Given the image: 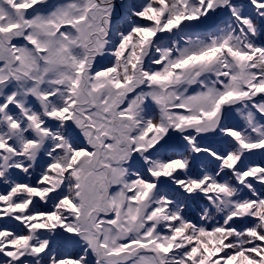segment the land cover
Returning a JSON list of instances; mask_svg holds the SVG:
<instances>
[{"label":"snow or ice","instance_id":"1","mask_svg":"<svg viewBox=\"0 0 264 264\" xmlns=\"http://www.w3.org/2000/svg\"><path fill=\"white\" fill-rule=\"evenodd\" d=\"M0 264H264V0H0Z\"/></svg>","mask_w":264,"mask_h":264},{"label":"trees","instance_id":"2","mask_svg":"<svg viewBox=\"0 0 264 264\" xmlns=\"http://www.w3.org/2000/svg\"><path fill=\"white\" fill-rule=\"evenodd\" d=\"M187 214H188V216H189L190 218H194V217H198V216H199V215H197V214L191 213L190 211H188Z\"/></svg>","mask_w":264,"mask_h":264},{"label":"rangeland","instance_id":"3","mask_svg":"<svg viewBox=\"0 0 264 264\" xmlns=\"http://www.w3.org/2000/svg\"><path fill=\"white\" fill-rule=\"evenodd\" d=\"M232 117H233V120L235 121V120H238V117H236V114L233 112L232 113ZM180 149V148H179ZM177 151H180V150H177Z\"/></svg>","mask_w":264,"mask_h":264}]
</instances>
